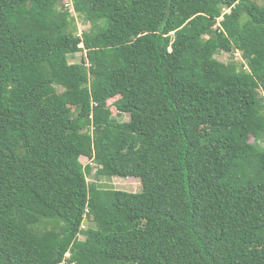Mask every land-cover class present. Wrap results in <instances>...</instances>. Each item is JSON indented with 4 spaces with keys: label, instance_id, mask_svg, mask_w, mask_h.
Segmentation results:
<instances>
[{
    "label": "trees",
    "instance_id": "1",
    "mask_svg": "<svg viewBox=\"0 0 264 264\" xmlns=\"http://www.w3.org/2000/svg\"><path fill=\"white\" fill-rule=\"evenodd\" d=\"M63 1L0 0V264H264V5Z\"/></svg>",
    "mask_w": 264,
    "mask_h": 264
},
{
    "label": "rangeland",
    "instance_id": "2",
    "mask_svg": "<svg viewBox=\"0 0 264 264\" xmlns=\"http://www.w3.org/2000/svg\"><path fill=\"white\" fill-rule=\"evenodd\" d=\"M254 1H256L259 4L264 5V0H254ZM63 3L68 4V7L71 9V12L73 13V15L75 17V23L77 26V33L81 35L82 32L89 31L91 29V25L90 24H88V25L84 24L82 19L75 13L72 1L71 0H64ZM229 11L230 10H226L225 12H229ZM222 19L223 18H220L219 22H221ZM80 47H84V44H80ZM85 54H86V52L77 53L74 56L70 57L71 61L72 62H79L82 59V57L85 56ZM215 57L221 61H225V62H229V63L230 62L235 63V64H238L240 66L244 65V68L247 69L246 61L240 52H238V53L220 52V53L216 54ZM120 101H121V97L117 96V97L109 99L108 105L110 106V108L113 112V115L121 118L122 114H119V111L117 108V105L119 104ZM124 119L127 121L130 120V115L125 114ZM263 141H264V134H263ZM81 161L84 165H91L93 167L94 172L97 171L98 165L94 162L92 155H90V154L83 155L81 157ZM89 182L91 183L92 180H89ZM111 184L117 191H121V192L138 193V192H141L143 189L142 181L138 177H125V178L115 177L111 181ZM108 197L110 198V200H113L116 198V196L113 194H110ZM89 225H90V222H88L86 220L83 223L82 229L87 230L89 228ZM80 238L84 239L85 237L83 234H81Z\"/></svg>",
    "mask_w": 264,
    "mask_h": 264
},
{
    "label": "built area",
    "instance_id": "3",
    "mask_svg": "<svg viewBox=\"0 0 264 264\" xmlns=\"http://www.w3.org/2000/svg\"><path fill=\"white\" fill-rule=\"evenodd\" d=\"M238 53V52H237Z\"/></svg>",
    "mask_w": 264,
    "mask_h": 264
}]
</instances>
